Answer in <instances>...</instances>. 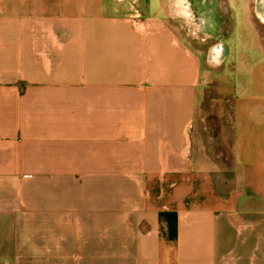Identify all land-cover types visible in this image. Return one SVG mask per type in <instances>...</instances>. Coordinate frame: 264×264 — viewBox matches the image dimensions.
I'll list each match as a JSON object with an SVG mask.
<instances>
[{"label":"crops","instance_id":"0c3cea01","mask_svg":"<svg viewBox=\"0 0 264 264\" xmlns=\"http://www.w3.org/2000/svg\"><path fill=\"white\" fill-rule=\"evenodd\" d=\"M175 1L0 0V264H264V0H188L202 56ZM227 63L221 193L193 127Z\"/></svg>","mask_w":264,"mask_h":264},{"label":"rangeland","instance_id":"374dc122","mask_svg":"<svg viewBox=\"0 0 264 264\" xmlns=\"http://www.w3.org/2000/svg\"><path fill=\"white\" fill-rule=\"evenodd\" d=\"M175 21L179 26V33L187 35L189 47L201 56L215 40L202 30L188 29L189 26L183 19L176 18ZM210 68L207 66L205 85L196 95L193 154L196 162L207 167L217 190L222 193L229 189L232 177L233 69L231 63Z\"/></svg>","mask_w":264,"mask_h":264},{"label":"flooded vegetation","instance_id":"af4514ba","mask_svg":"<svg viewBox=\"0 0 264 264\" xmlns=\"http://www.w3.org/2000/svg\"><path fill=\"white\" fill-rule=\"evenodd\" d=\"M173 12H174V15L180 16L184 21H186L187 23L195 27L197 17H195L194 10L192 9V6L188 2V0H176ZM216 51H217V48H216Z\"/></svg>","mask_w":264,"mask_h":264}]
</instances>
